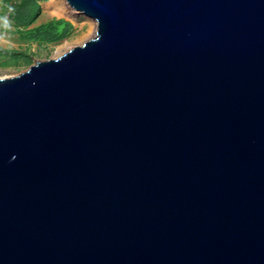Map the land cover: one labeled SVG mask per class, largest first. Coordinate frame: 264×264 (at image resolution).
Listing matches in <instances>:
<instances>
[{
    "label": "water",
    "instance_id": "water-1",
    "mask_svg": "<svg viewBox=\"0 0 264 264\" xmlns=\"http://www.w3.org/2000/svg\"><path fill=\"white\" fill-rule=\"evenodd\" d=\"M94 37L0 78V264H264V0H65Z\"/></svg>",
    "mask_w": 264,
    "mask_h": 264
},
{
    "label": "rangeland",
    "instance_id": "rangeland-1",
    "mask_svg": "<svg viewBox=\"0 0 264 264\" xmlns=\"http://www.w3.org/2000/svg\"><path fill=\"white\" fill-rule=\"evenodd\" d=\"M18 18L31 20L19 26ZM7 21V23H5ZM92 20L71 10L65 0H0V78L15 76L36 61L55 59L88 39Z\"/></svg>",
    "mask_w": 264,
    "mask_h": 264
},
{
    "label": "trees",
    "instance_id": "trees-1",
    "mask_svg": "<svg viewBox=\"0 0 264 264\" xmlns=\"http://www.w3.org/2000/svg\"><path fill=\"white\" fill-rule=\"evenodd\" d=\"M18 25L19 26H28V25H30L31 24V20H25V19H20V18H18ZM0 55H5V56H13L14 55V52H12V51H7V50H2V49H0Z\"/></svg>",
    "mask_w": 264,
    "mask_h": 264
},
{
    "label": "bare ground",
    "instance_id": "bare-ground-1",
    "mask_svg": "<svg viewBox=\"0 0 264 264\" xmlns=\"http://www.w3.org/2000/svg\"><path fill=\"white\" fill-rule=\"evenodd\" d=\"M91 20L92 21L90 23H88V30H89V33H88L89 36L88 37H91V35H94L95 31L97 30V22L93 19H91Z\"/></svg>",
    "mask_w": 264,
    "mask_h": 264
},
{
    "label": "clouds",
    "instance_id": "clouds-1",
    "mask_svg": "<svg viewBox=\"0 0 264 264\" xmlns=\"http://www.w3.org/2000/svg\"><path fill=\"white\" fill-rule=\"evenodd\" d=\"M5 23H7V21H5Z\"/></svg>",
    "mask_w": 264,
    "mask_h": 264
}]
</instances>
